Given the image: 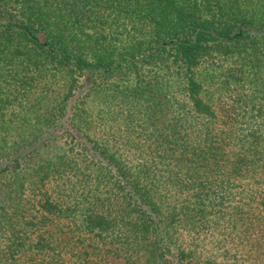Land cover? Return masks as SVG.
<instances>
[{
  "label": "trees",
  "instance_id": "16d2710c",
  "mask_svg": "<svg viewBox=\"0 0 264 264\" xmlns=\"http://www.w3.org/2000/svg\"><path fill=\"white\" fill-rule=\"evenodd\" d=\"M21 1L14 12L0 5V96L9 100L8 107L20 122L12 125L14 120L0 116V146H4L5 131L28 125L26 114L44 115L42 106H56L67 113L65 123L75 129H65L73 132L68 135L90 146L86 132L91 125L85 117L92 109H86L88 103L77 95L69 100L75 86L81 98L87 97L96 75L123 70L122 64L135 71L139 62L135 54L143 43L148 49L141 60L160 61L166 55L181 63L189 110L206 119L197 131L196 146L185 142L190 150L153 149L165 160L175 159V171L170 174L178 176L190 192L187 204L176 207L178 219L190 227L209 206L215 221H207L208 229L214 226L221 235L219 243L203 252L197 249L198 241L188 250L179 247L170 262V248L164 242L159 208L148 182L149 167L134 159L131 162L130 156L115 155L91 138L95 145L88 151L103 162L95 164L96 157L85 158L86 150L76 155L61 153L37 162L29 178L20 168L24 160L28 162L22 157V145L46 140L35 133L29 142L20 139L19 155L0 166V172L7 167L3 173L15 186L6 195L0 192V264H264V0H131L139 16L148 19L140 21L143 34L129 33L118 45L105 34L85 33L91 9L98 7L87 0H54L62 7H55L52 0ZM148 26L154 27L145 39ZM113 52L120 58L117 63ZM216 54L236 56L233 63L238 68L204 76V82L215 85L206 93L195 69L202 59ZM25 56L29 57L26 66L22 64ZM32 60L56 66L60 76L64 73L59 105L53 97L43 105H38L41 98L25 101L19 82L33 86ZM216 91L235 98L223 106L213 98ZM224 115L252 119L254 126L238 137L235 128L226 125ZM53 121L51 116L49 122ZM172 121L178 126L167 137L177 143L180 121L175 117ZM214 125L223 128L229 150L218 145L220 140L211 129ZM56 128L65 127L61 123ZM141 147L131 140L130 149ZM190 157L194 163H185ZM64 170L79 182L59 176L51 188L54 192L50 191L46 179ZM88 181L82 193L80 185ZM27 187L33 192L30 197L24 194ZM204 201L209 203L202 207Z\"/></svg>",
  "mask_w": 264,
  "mask_h": 264
},
{
  "label": "rangeland",
  "instance_id": "374dc122",
  "mask_svg": "<svg viewBox=\"0 0 264 264\" xmlns=\"http://www.w3.org/2000/svg\"><path fill=\"white\" fill-rule=\"evenodd\" d=\"M87 1L90 2L93 7H98L91 9V12L88 10L91 17L87 24L89 28L85 30V33L90 35L105 34L107 39L115 42L117 45L121 43V40L125 39L124 36L129 35V33H136L137 36H139L138 33L143 34L144 30L140 25V21L148 18L142 19V17L139 16L131 0ZM122 1H125L126 4L124 5ZM50 2L51 4L54 3L55 7L65 6L54 0ZM21 3V0H0V5H3L6 9L14 8L13 12L16 11L15 5L17 6ZM127 6L129 8H127ZM200 7L201 5L198 9H200ZM92 26L94 27L91 29ZM153 27L148 26L144 28L146 29L145 39H148V35H150ZM147 49L148 48H146L143 43H140L137 49L138 52L135 54L139 57V62L137 63L138 69H135V71L126 69L124 64H122L123 70L115 69L110 74L96 75L94 79V89L91 94L87 97L82 96L81 98L80 94H78L80 90L75 86L74 95L71 94L69 100L77 95L84 104L88 103V105L84 106L86 109H92V112L85 117L91 125L89 131L86 132L89 137L107 145L108 150L115 155L130 156L131 162L134 159V162L143 163L146 165V168L149 167L148 182L152 188V200L155 202V205H158V223L160 222L161 225L164 242H166L170 248L168 258L170 262H173L178 254L179 247L188 250L198 241L197 249L199 252L210 249V246H212L211 244L220 242L221 230H218V228L214 226H211L213 229H208L207 221L212 222L214 220L209 206L204 207L206 214L202 213V217L195 216L194 221L188 224L190 227L181 224L178 219L179 214H177L178 211L176 207L187 204L190 197L188 194L190 192L186 190L185 183L180 180L178 176L175 177L170 174L175 171L172 168V166L176 164L175 159L169 158L165 160L154 152L153 149L182 147L186 150H190L188 148L189 144L187 147L185 142L188 141L192 146H196L198 143L196 140L197 131L203 129V124L206 123V119L198 118L194 112L189 110L191 107H189V102L183 88L184 80L182 77L183 69L181 63L174 57L173 59L166 55H164L160 61L158 58L141 60V55ZM113 56L117 63L120 58L115 52H113ZM212 56L208 57V59H202L195 69L197 79L202 82L206 93L213 91L215 85L210 81L204 82L202 80L204 76H209L219 71H227L228 69H234V71H236L238 68V65L233 63L234 60L237 59L234 55L216 54L211 58ZM28 59L29 57L26 56L23 58L22 64L24 66H26L25 63ZM29 66L31 67L29 75H32L30 79L32 80L33 86L31 87L24 82H19L20 90L24 94L25 101L34 102L35 99L41 98L40 104L38 105H43L49 97H53L56 101V104H54L59 105L58 102L62 98V87L64 85L61 76H63L64 73L60 76L61 72L59 68L54 65H48L49 67L38 65L36 60H32ZM3 68L7 69V66L5 65ZM77 79L80 80L81 78ZM213 93H215L213 94V98L223 106H225L223 103H231L235 98L234 94L228 97L229 95L223 94V92L219 93V91H216ZM8 102V99L0 96V116L6 115L5 119L14 120L12 125L20 124V122L16 120L17 117L14 116L15 110L8 107L10 104ZM80 107L81 102L75 107L74 111ZM41 112L44 115L39 116V118H37V114H26L25 117L28 118L29 122L27 126L19 128L17 125L16 131H14V129L5 131L6 139L3 143L4 146H0V166L2 163L6 162L5 159H11L19 155V151L16 147L20 145V143H18L20 139L28 141L31 136L34 137L35 133H41L43 137H46V140L40 145L36 142L30 145L24 142L25 144L22 145L25 151L22 153V157H26L28 162L24 160L20 168L28 174L30 173L29 171L35 169L37 162L41 163L45 159H48V157L55 159V157L61 153L64 155L66 153L76 155L86 150L87 152L84 154L85 158L86 156L90 158L96 157L95 164L102 161L94 152L88 151L91 145H95L91 138L88 139L91 141V143L88 144L90 146H83L77 143L75 139H71L68 135V133L75 132V129L70 124L73 132L65 130H71V127L65 123V118H67L68 115L67 113L59 111L56 106H49L48 108L42 106ZM51 116L55 117V121L52 123L49 122ZM173 117L180 121L179 129L181 134L177 136L179 139L177 143L171 141L167 137L168 132L171 133V130L176 129L178 126V123L172 121ZM224 119L226 125L235 128V133L238 137L247 135L250 128L254 126L252 119L242 118L240 116H237L236 120H234L231 119V116L224 115ZM232 120H234L235 126L231 124ZM256 122L258 123L260 121ZM53 123L55 124L52 125ZM61 123H63L65 128H56V125ZM33 125H35L36 128L32 130L30 127H33ZM221 128L215 125L211 127L212 133H216V136L220 140L218 145L223 146L227 151L229 150V141H224L226 139H224ZM27 135H29V137H26ZM132 139L137 140L139 144L142 145V149H135L134 151L130 149ZM5 141L7 142L5 143ZM36 146H38V150H36ZM150 151L153 152L149 156L148 152ZM36 152H38L37 155ZM34 155L36 156L33 157L32 160L31 156ZM143 155H145L144 158L142 157ZM194 160L195 159H191L190 157L185 163H194ZM95 164H92V166ZM6 171L7 167L3 172L5 173ZM3 172H0V192L6 195V193H10L15 186L10 184L8 180L9 175H5ZM18 172L21 176L23 175L19 170ZM59 176L61 178H68L71 176L72 180L79 182L69 171L64 170L57 174L53 173V176H48L46 179V187L50 191L54 192L51 188L54 186V179ZM29 178H32L30 174ZM89 183L88 181L80 185L82 193L87 190ZM235 187L238 189L237 185H235ZM32 193L29 187L25 189L24 194L27 197H30ZM205 203L206 201L201 204L202 207ZM172 213H174L173 216Z\"/></svg>",
  "mask_w": 264,
  "mask_h": 264
}]
</instances>
